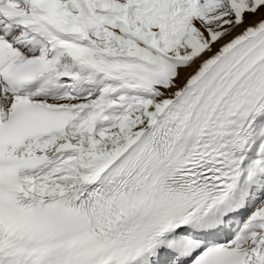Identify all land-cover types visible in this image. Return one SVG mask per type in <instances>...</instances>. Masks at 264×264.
I'll use <instances>...</instances> for the list:
<instances>
[{
    "label": "snow or ice",
    "instance_id": "1",
    "mask_svg": "<svg viewBox=\"0 0 264 264\" xmlns=\"http://www.w3.org/2000/svg\"><path fill=\"white\" fill-rule=\"evenodd\" d=\"M0 264H264V0H0Z\"/></svg>",
    "mask_w": 264,
    "mask_h": 264
}]
</instances>
